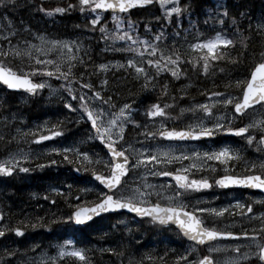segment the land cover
Segmentation results:
<instances>
[{
  "label": "snow or ice",
  "instance_id": "1",
  "mask_svg": "<svg viewBox=\"0 0 264 264\" xmlns=\"http://www.w3.org/2000/svg\"><path fill=\"white\" fill-rule=\"evenodd\" d=\"M153 4L159 5L163 14L157 19L171 21L174 18L178 25L185 14L190 16L192 12V0H73L56 7H45L43 0L41 3H36V0L20 3L17 0H0V6L11 5L12 11L26 7L32 13L49 18L57 13L78 10L87 19L84 28L99 29L100 39L106 45L108 41L113 44L121 41L123 47L106 46V50L125 57L123 61L93 65L90 70L87 50L81 51L84 45L78 39L51 38L44 32L34 31L24 20L18 22L20 26L17 28L8 16L0 15V84L7 90H24L33 95L45 88L50 96L63 93L60 103L63 109L74 114V125L88 128L81 139H74L67 146L46 148L44 162L29 167L24 166V162L34 159L31 150L25 151L20 147L9 149L0 155V174L27 173L59 163L76 172L90 173L92 178V187L79 188L75 196L64 197L66 203L75 201L68 203V215L57 217L47 224L41 223L42 218L39 217L32 221L25 218L10 223L0 213V238L11 234L22 238L29 228H48L52 224L71 228L73 233L81 229L98 231L94 225L105 214L128 210L151 222L175 225L177 231L191 242L182 254L175 255L174 264H264V211L253 210L255 201L245 204L234 199L232 204L217 209L201 206L199 200L186 199L188 193L213 187L247 186L264 191V159L258 162L243 160L240 147L220 143L222 137L234 136L255 152L264 153V111L261 115L242 120L254 106L264 110V51L259 54L258 62L253 61L252 66L242 74L243 78L223 84L224 91L203 90L200 93L205 97L203 102H193L185 90L178 89L180 96L187 97L189 103L180 107L176 115L170 111L176 105V97H169L164 102L160 99L168 95L169 82L165 80L163 85L158 84L165 73L172 79L186 77L188 65L205 77L225 73V68L220 65L243 68L248 41L252 38L244 34L245 29L240 27L247 11L242 5L238 6V15L229 19L227 0H217L215 9H208L209 14L220 18L214 22L222 28L225 21L234 26L232 35L224 29L208 39H201L197 33L194 42L184 45V51H180L175 41L172 47H158L163 42L162 32L157 31L147 39L135 34L130 18L127 30H124L121 14L138 6ZM103 10L111 12L110 18L115 22L112 31L105 27V23H98L102 21ZM194 24L195 21L189 20V26ZM144 27L146 32L151 31L148 24ZM252 29L250 22L248 30ZM255 29L259 30L257 34L264 33V18L255 24ZM29 34L33 39L27 38ZM175 36L178 38L179 33ZM13 39L16 43L12 42ZM113 67L123 70L126 76L130 72L140 92L150 94L162 89L155 102L145 105L128 100L118 106L113 103L105 75ZM52 79L59 81L56 87L48 83ZM233 92L236 94L233 95ZM221 106L223 112L220 111ZM0 108H6V105L0 104ZM185 113L190 114L186 123ZM137 114L144 118L143 123L135 119ZM14 119L15 113L12 114ZM12 120L0 114V121L11 124ZM63 123V118H60L56 123L41 124L31 131H21L20 127H16L8 143L31 136L32 143L39 145L40 142L63 137ZM129 124L134 129H140L137 133L139 147L125 139ZM0 140H3V135H0ZM187 140L196 141L199 147L196 150L177 149L165 144ZM88 141H99L105 149L104 156L81 151L80 146ZM238 164H243V169ZM96 165H100L99 171ZM170 167L172 170H168ZM145 176L170 179L157 186L143 180ZM62 187H50L49 191L63 196ZM67 187L71 189V185ZM84 196H91L92 199L84 200ZM225 213L232 217L227 225L222 222ZM237 217L241 222L259 221V224L233 230ZM111 228L119 231L115 224ZM128 231L124 228L125 233ZM237 240L242 242H234ZM201 247L206 248L203 254L199 251ZM36 248L38 245L31 244L26 249L13 246L9 250L0 245V252L3 253L0 264H32L33 258L27 253ZM229 250L232 254L222 261L214 255ZM92 251L91 247L77 246L74 239L66 238L56 244L51 255L41 249L36 259L38 264H44V261L47 264H66L70 259L75 264H92ZM99 251L120 258L118 264H144L157 259L145 253L140 259L130 255L128 260H123L124 245L119 252L107 245ZM166 255L164 253L159 259L163 261Z\"/></svg>",
  "mask_w": 264,
  "mask_h": 264
},
{
  "label": "trees",
  "instance_id": "2",
  "mask_svg": "<svg viewBox=\"0 0 264 264\" xmlns=\"http://www.w3.org/2000/svg\"><path fill=\"white\" fill-rule=\"evenodd\" d=\"M21 0L17 3H20ZM71 3L73 0H43L45 7H56L63 6V3ZM36 3H41V0H36ZM217 0H192V12L191 15H184V18L181 19L179 25L175 22L174 18L171 21H165L163 19H157L163 14L159 10V5L154 4L151 7L137 9L130 13L121 14L124 18H130L134 23V32L135 34L147 39L149 36L155 35L157 31L162 32L163 42L158 44V47L167 48L173 46V41H175V46L180 51H184V45H187L190 42H194L199 33L201 39H208L212 37L216 32H223L224 29H227L229 35H232V28L234 26L230 25L225 21L223 28L214 22V20H219V17H215L214 14L210 15L208 9H215ZM229 8V19L232 16L238 15V6H243V9L247 11V15L244 17L243 23L240 27L245 29L246 35L251 36L252 38L248 41L247 52L244 56V67L229 68L226 65H220V67L225 68V73H216L214 76L209 75L207 77L202 76L199 72H194L190 65L186 66L187 75L186 77H180L179 79H172L168 74H162L158 80L159 85H163L164 81L167 80L169 93L165 97H161V102L168 100L169 97H176V105L170 111L175 113L179 110L180 106L187 105L189 103L187 97H192L193 102H200L204 100V96L200 93L203 90L207 91H224L223 84L229 83L231 80L243 78V73L246 72L251 66L253 61L258 62L259 54L264 51V33H259L258 29H255L256 20L264 14V0H227ZM57 17L62 21V23L68 25L71 28H77V25H80L77 29L86 30L93 33L95 40L100 39L99 29L95 31L91 29L84 28V25L87 23V19L82 17L81 13L78 10L64 12L58 14ZM111 13H103L102 21L98 23L107 22V26L112 27V21H110ZM189 20L195 21V24L189 26ZM207 21V23L205 22ZM128 20L126 21L127 24ZM253 24V29H249V23ZM148 24L151 29L150 32H146L144 25ZM78 30V31H79ZM179 33V37L175 36V33ZM89 40V59H95L96 54L98 53L97 45H93L95 41ZM238 39V38H237ZM239 51V49H237ZM236 53L234 52L233 55ZM231 73L229 76L228 73ZM56 81V80H55ZM131 79H126L123 81V84L117 89L118 95L121 102H127L128 100H135L137 104L143 103L148 104L155 102L157 96L159 95V89L157 92H152L150 94H145L140 92L136 85ZM138 89V90H137ZM178 89L185 90L187 92V97L180 96ZM233 94H236L233 92ZM149 98L145 99V96ZM10 105H15L17 100L15 99L14 94L10 95ZM35 108V103H32ZM29 105L23 106L25 109ZM32 107V106H29ZM135 119L138 121H144V118L139 114L136 115ZM73 124L64 123L63 129L66 127L70 128ZM178 125V124H175ZM131 130L132 126H129ZM7 142V141H6ZM66 168L55 170L48 168L45 171L40 172L39 174H31V180L23 178L17 174L11 178H5L4 181L0 183L5 186H0V201L6 202L5 206H0V212L4 216L8 217L9 222L12 223L21 219H29L30 221L36 220V218H42L41 223L47 224L50 220H55L57 217L68 215L69 208L68 203H74L75 201L69 200L68 203L65 202V196H75L79 188H82L85 184L80 181V177L76 176L75 173L70 170H65ZM96 170H100V165H96ZM35 172H37L35 170ZM87 175H90L88 173ZM45 181L53 182L58 187L62 186L63 196L51 193L45 186ZM71 185V189L67 186ZM35 193H39L42 196H36ZM47 197V198H46ZM92 198H84V200H91ZM120 214H107L101 219L97 220L94 227L98 225V229L106 231V235L100 236L96 231H91L89 229H81L73 233L68 229L61 228L55 224L50 225L48 228L37 227L35 229L29 228L27 232L23 235L22 238L15 237V234H11L5 238V240L0 243L5 247H8L11 250V247L18 246L21 249H26L31 244H36L39 247H43L52 243L53 241L61 240L65 237H68L70 234L75 241L84 246L85 248L91 247L93 251L90 253L92 264H118L120 258L113 256L112 253L104 252L101 253L99 250L105 245L113 244L117 252L120 251L121 246L124 245V256L123 260H128L132 251L126 247L125 244L120 243L119 246H116L113 238L110 242H103L102 239L108 237L107 234L111 233L113 230L111 226L113 224H118V217ZM143 224L146 221H142ZM172 231H169L168 226H159L156 224H151L146 228H140V231L146 232V235L142 238L143 245H145L146 250L143 254L147 253L150 256L156 257L155 261H146L147 264H173L175 255L181 253V248L179 245H184V239L181 238L180 233L172 227ZM90 231V232H89ZM118 233V231H113ZM69 233V234H68ZM138 234V233H137ZM139 235V234H138ZM104 237V238H102ZM99 245V246H97ZM36 249H31L37 250ZM164 253H167L164 256L163 261L159 259ZM0 255H3L0 252ZM136 259L139 257L137 253L135 255ZM66 264H75L73 260H68Z\"/></svg>",
  "mask_w": 264,
  "mask_h": 264
},
{
  "label": "rangeland",
  "instance_id": "3",
  "mask_svg": "<svg viewBox=\"0 0 264 264\" xmlns=\"http://www.w3.org/2000/svg\"><path fill=\"white\" fill-rule=\"evenodd\" d=\"M19 1L20 0H17V2H19ZM60 1H63V0H60ZM21 2H23V0H21ZM10 9H11V5H8L7 7L0 6V15H6L9 17V19L13 20L14 21V24H13L14 27L19 28L20 25L18 22L20 20H24L25 22L30 24V26L33 28L34 31L44 32L48 36H50L51 38H57V39H74L75 38V39H78L79 42L84 45V48H82L81 51L84 52L85 50H87V56H88V54H89L88 43H89V40H92L94 38L93 33L88 32L86 30H82V29L79 30L77 28H71L68 25L62 23V21L57 17L58 14H62V13L54 14L51 18H49V17L43 16L42 14H39V13H32L26 7L18 8L15 11H12ZM101 16L103 18V12H101ZM121 18L124 22V30H127L126 21L128 19L124 18L122 15H121ZM262 18H264V14H262L261 17H259V19L256 20V23L261 22ZM110 21H112V25H114V26L109 27V26H107V22H106L105 27L108 28L110 31H112L115 29V22L112 19H110ZM131 34H133V33H130V35ZM27 38L33 39L30 36V34ZM93 41H95L93 43V45L94 46L97 45L96 47H98V53L96 54L95 59H88V61H87L90 70L92 69L93 65H98L99 63H105L107 61H112V60L123 61V59L125 58L122 54H118L116 52H109L106 50V46L107 47H115V48L123 47L124 45L121 41H115L114 44H113V42L108 41L107 45H106V42L101 40V39H97V40L93 39ZM12 42L16 43V40L13 39ZM105 75L107 76V79H108V90H109V94L112 95V102L117 104V106L121 103H124V102H121V100H119L120 99L119 96H116V97L114 96L115 93L117 92V89L123 84L124 80L131 79L134 82V83H131V87H132V85H136V87H138L137 81L132 77L130 72L126 76V74L123 70L113 67V68L109 69V71ZM92 79L94 80L95 78L93 77ZM48 83L51 84L52 87H56L57 84L59 83V81H57V80L55 81V79H52ZM114 85H115V88H113ZM0 90H2V89H0ZM3 93L5 94V92L0 91V104L6 105V108H0V114L5 115L9 120H12V114L15 113L16 119L12 120L11 124H7L4 121H0V135H3V140H0V142H2L4 144L3 145L4 148H3L1 155L3 153L7 152L9 149L14 150L17 147H20L25 151L31 150L33 155H34V159L31 162H24V166H26V167L31 166V164H38V163L44 162V160L47 158L44 155V150L46 148H48L50 146H54V145L61 146V147L67 146L68 143L72 142L74 139H81L82 134L88 132L87 126H83V127L75 126L73 123L74 114L72 112H69V111L63 109V105H62V103H60V100H61V97L63 96V93H60V95H56L55 93H53L50 96L48 94V89L45 88L39 94L35 95L34 100L32 99L33 97H30L28 95L17 94V97H16L17 103H15L16 106L10 105V101H9L10 99L5 98ZM233 95H235V94H233ZM33 102L35 103V108L32 110V113L25 111L23 106L30 105ZM187 105H183L182 107H185ZM220 111L221 112L224 111V108L222 106L220 108ZM262 111H264V110L259 109V108L253 109L249 114H247V119H251L253 115H261ZM176 114L177 113H175L173 115H176ZM189 115L190 114H188V113L184 114V117H185L184 122L185 123L187 122V117ZM60 118H63L64 123L73 124L72 127H70V128L66 127L63 137H56V138H53L52 140H49V141H43V142H40L39 145L32 143V137L31 136H25L24 138L20 139L19 141L13 142L11 144L8 143V140H9L10 136L13 134V131L16 127H20L21 131H25V130L31 131V130L35 129L38 125H41V124L56 123ZM262 118H264V117H262ZM143 122L144 121H141V123H143ZM129 126H130V124L126 126L125 139L129 142L134 143V145L136 147H139L140 144L137 142V140H138L137 133L140 132V129L139 128L134 129L132 127L131 130H129L128 129ZM171 126H174V125L172 124ZM225 137L226 136L221 138L220 143L231 144L235 147H240V144H245V142L238 137H236V138H230V137L225 138ZM207 143L210 144L211 141H209ZM165 144L168 146H171L172 148H177V149L187 148V149H191V150H196V148L199 147L198 143H169V142H165ZM1 146H2V144H1ZM246 148H247V150L244 149V147H243V149L241 148L243 160H246V159H244L246 152H247V158H248V154H249L250 150H251V155H252L251 158L254 159L255 161L258 162L259 160L264 159L263 154L260 155L259 153L255 152L253 150V148H249L247 146H246ZM80 150L81 151H87V152H89L90 155L92 153H95L96 155H98L100 157H103L104 153H105L103 145L100 144L99 141H88V143L86 145L80 146ZM51 158L57 159L56 156H52ZM238 167L239 168L244 167V165L238 164ZM48 168H52V169L55 168V170L66 168L65 170L70 171L68 165L58 163L55 166L35 169L38 172H35V170H33V171H30L27 173H18V174L21 175L22 178H27L28 180H31V177H32L31 174H38L40 172L39 169H41V171H45ZM72 171L75 173V175H78L80 177V181L85 184L82 188L92 187V184L90 183L92 178L90 175H87L88 173L78 172L79 174H77V172L75 170H72ZM89 176H90V178H89ZM129 179L133 180L134 178L129 177ZM143 180L147 181L148 183L155 184L157 186H159L161 183H167L166 180L160 179V176H157V177L145 176V177H143ZM45 186L48 190L50 189V187H58L53 182H47V181H45ZM35 195L39 196V197L42 196L39 193H35ZM84 198H92V197L91 196H84L83 199ZM234 199L243 202L242 196L235 193V192H230L227 194H221L217 190H214V193L209 198V200L204 195V196H200V197L195 198V201L199 200L201 203H204L205 200H208L209 203L214 204V205L207 206V207H214V208L218 209L219 207L232 204ZM0 206H4V203L0 202ZM118 219H119V223L116 224L117 228L119 229L118 233L113 232V231L111 233L109 232V234H107L108 237H106L105 239H102V241L103 242H110L111 239L113 238L115 241L110 242V243H114L116 246H119L120 243L125 244L126 247L129 248L130 251H132L131 255L135 256L138 253L139 257L137 259H140L144 250H146V247H145V245H143V240H142V238L146 235V232L140 231V228H143V230H144V228L151 225L152 223L150 221H146V223L143 224L141 220H138L137 218H135L134 216L129 215V214L128 215L127 214H120ZM231 219H232V217L228 216V214L225 213V216H224L222 222H223V224L227 225V224H229V221ZM253 223L254 222H249V221L241 222L240 219L237 217L236 218V225L234 226V228H242L245 226L252 227ZM95 228L98 230L96 232L100 236L106 235V231L98 229V225L95 226ZM124 228L129 229L128 233L124 232ZM168 228H169V231L173 230L171 226H169ZM69 231L71 232V228H69ZM66 238L74 239L73 237L70 236V234L68 235V237H65L63 239H66ZM102 238H104V237H102ZM63 239L58 240V241H53L52 243H49L46 246L39 247L36 251L35 250L29 251L27 253V255L33 258L32 264H38V261L36 259V254L41 249L48 252V254L51 255L52 251L55 249L56 244L58 242L62 241ZM234 242H242V241L238 240V241H234ZM112 245L113 244H109L108 246H112ZM77 246H81V245H79L77 243ZM97 246H99V245H97ZM179 246L182 248H181V253H178V254H182L187 247L191 246V243L184 242L183 246L182 245H179ZM199 251H200V249H199ZM241 251H243V249H241ZM231 254H232L231 250H229L227 253L224 251H221V252L216 253L214 255L218 260L222 261L225 258V256L231 255ZM21 258H22V256H21ZM40 259L43 260V257H41ZM172 262L174 264V261H172ZM147 263L148 262H146V261L144 262V264H147ZM44 264H47V261H44Z\"/></svg>",
  "mask_w": 264,
  "mask_h": 264
},
{
  "label": "flooded vegetation",
  "instance_id": "4",
  "mask_svg": "<svg viewBox=\"0 0 264 264\" xmlns=\"http://www.w3.org/2000/svg\"><path fill=\"white\" fill-rule=\"evenodd\" d=\"M202 102V101H201ZM182 107V106H180ZM180 110V108H179ZM179 110L175 113H179ZM252 111V110H251ZM251 111H249L247 114H249ZM242 120L246 121L248 120L247 119V115L245 117L242 118ZM174 126L178 127L179 125H175L173 124ZM236 126H239L238 124ZM236 138V137H234ZM230 139V138H229ZM209 141H205V143H207ZM169 143H197V142H194V141H182V142H169ZM247 145L245 144H240V147L243 149H246ZM260 155H264V153H259ZM252 155H251V150L249 151V154H248V158H247V152L244 156V159H248L249 161H252L254 159L251 158ZM241 169H243V167H240ZM168 170H172V168H169ZM160 179L162 180H166L168 181L170 178H166V177H160ZM211 182V181H210ZM174 183V182H173ZM214 190H217L219 193L221 194H227V193H230V192H235L239 195L242 196L243 198V202L242 203H253L254 201L256 203H253V210L256 211V212H259V211H264V192L260 189H251V188H246V187H232V188H217V187H213V188H209V189H205L204 191L201 190V191H198V192H192V193H188L186 194V199H190L192 201H195V198L197 197H200V196H206L209 200V198L212 196V194L214 193ZM208 200H205L204 203H201V206H212L214 204H211L208 202ZM254 223L258 226L259 224V221H254ZM245 228H250V226H245V227H242V228H234L235 230H243ZM202 249L204 251H206V248H203ZM201 250V248H200Z\"/></svg>",
  "mask_w": 264,
  "mask_h": 264
},
{
  "label": "water",
  "instance_id": "5",
  "mask_svg": "<svg viewBox=\"0 0 264 264\" xmlns=\"http://www.w3.org/2000/svg\"><path fill=\"white\" fill-rule=\"evenodd\" d=\"M149 6H152V5L138 6V7H136V8L130 9L129 11H132V10H135V9L146 8V7H149ZM103 11H105V12H110V11H108V10H103ZM8 91L25 92L24 90H8ZM26 93H27V92H26ZM28 94H29V93H28ZM30 95H33V94H30ZM254 107H255V106H254ZM254 107H253V108H254ZM187 141H188V140H187ZM190 141H193V140H190ZM10 176H12V175H10ZM10 176H5V175H3V174H0V177H10ZM232 187H246V188H249V187H247V186H230L229 188H232ZM251 189H253V188H251ZM263 192H264V191H263ZM117 213H130V214L134 215L135 217H137L138 219H148V218H146V217H139V216H137L136 214L129 212L128 210H118ZM154 223H157V224H159V225H163V224H160V223H158V222H154ZM170 225H172V224H170ZM173 226L176 227L175 225H173ZM0 239H1V238H0ZM186 239H187V238H186ZM229 239H231V238H229Z\"/></svg>",
  "mask_w": 264,
  "mask_h": 264
},
{
  "label": "bare ground",
  "instance_id": "6",
  "mask_svg": "<svg viewBox=\"0 0 264 264\" xmlns=\"http://www.w3.org/2000/svg\"><path fill=\"white\" fill-rule=\"evenodd\" d=\"M0 91L5 92V94L3 93V95H4L5 98H8V99H10V95L14 93L13 91H5V90H0ZM34 97H35V95H34L33 98H32L33 100H34ZM29 106H32V107H29ZM29 106H28L27 109H25V107H24V109H25V111H27V112H31V113H32V110L34 109V107H33L32 104H30ZM1 144H2V146H1ZM3 145H4V144H3L2 142H0V155H1V153H2V151H3V148H4ZM6 147H7V146H6ZM39 170H40V172H42L41 169H39ZM36 171H37V170H36ZM37 172H38V171H37ZM40 172H39V173H40ZM39 173H38V174H39ZM1 181H4V180H3L2 178H0V182H1ZM4 185H5V184H4ZM4 185H3V183H2V184L0 183V186L5 187ZM0 202H2V201H0ZM2 203H4V206H5L6 202L4 201V202H2ZM4 240H5V238H1V239H0V243H2ZM172 263H173V262H172Z\"/></svg>",
  "mask_w": 264,
  "mask_h": 264
}]
</instances>
